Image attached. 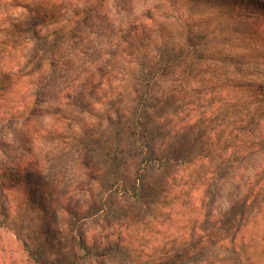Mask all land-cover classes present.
Wrapping results in <instances>:
<instances>
[{"label":"clouds","instance_id":"clouds-1","mask_svg":"<svg viewBox=\"0 0 264 264\" xmlns=\"http://www.w3.org/2000/svg\"><path fill=\"white\" fill-rule=\"evenodd\" d=\"M0 264H264V0H0Z\"/></svg>","mask_w":264,"mask_h":264}]
</instances>
